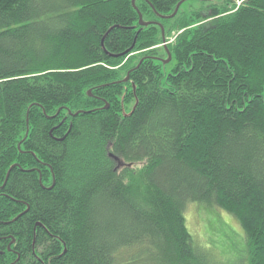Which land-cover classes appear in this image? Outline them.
<instances>
[{"label":"trees","instance_id":"obj_1","mask_svg":"<svg viewBox=\"0 0 264 264\" xmlns=\"http://www.w3.org/2000/svg\"><path fill=\"white\" fill-rule=\"evenodd\" d=\"M187 1L0 0V264H264V0Z\"/></svg>","mask_w":264,"mask_h":264},{"label":"rangeland","instance_id":"obj_2","mask_svg":"<svg viewBox=\"0 0 264 264\" xmlns=\"http://www.w3.org/2000/svg\"><path fill=\"white\" fill-rule=\"evenodd\" d=\"M222 1L215 0V3L220 4ZM206 3L188 0L182 8L190 11L194 7L205 6ZM173 37L168 38L166 42H171ZM160 58L162 61L167 59L164 56ZM165 66L170 69L172 64L169 61ZM128 111L129 108H126L125 112L128 113ZM184 216L193 243L207 249L217 264H243L245 262L247 251L244 233L230 214L215 206L206 207L197 203H189Z\"/></svg>","mask_w":264,"mask_h":264},{"label":"water","instance_id":"obj_3","mask_svg":"<svg viewBox=\"0 0 264 264\" xmlns=\"http://www.w3.org/2000/svg\"><path fill=\"white\" fill-rule=\"evenodd\" d=\"M134 2H135V0H132V4H133V5H134ZM181 4H182V1L179 2V3L177 4V6L175 7L174 12H173L170 16H168L169 18H170V17H173V16L176 14V12L178 11V9H179V7H180ZM139 23H140L141 25H147V24H149L148 22H143V21H142V17H141L140 14H139ZM162 41L165 42V37H164V33H163V28H162ZM163 47H164V49H165L166 52H167V59L163 61V63L165 64V63H167V62L170 61V59H171V55H170L168 49H167L165 46H163ZM128 52H129V50H128L126 53H128ZM127 79H128V76H126L125 80H127ZM88 94L90 95V91H88ZM105 108H107V105L105 106ZM109 156L112 157V158L116 161L117 166H124V165H125L123 162H121V161L118 159V157L114 156L113 154H109Z\"/></svg>","mask_w":264,"mask_h":264},{"label":"built area","instance_id":"obj_4","mask_svg":"<svg viewBox=\"0 0 264 264\" xmlns=\"http://www.w3.org/2000/svg\"><path fill=\"white\" fill-rule=\"evenodd\" d=\"M244 2L245 0H231V4L235 9L241 6Z\"/></svg>","mask_w":264,"mask_h":264},{"label":"bare ground","instance_id":"obj_5","mask_svg":"<svg viewBox=\"0 0 264 264\" xmlns=\"http://www.w3.org/2000/svg\"><path fill=\"white\" fill-rule=\"evenodd\" d=\"M131 3H132V0H131ZM133 5V4H132ZM134 7H135V2H134V5H133Z\"/></svg>","mask_w":264,"mask_h":264}]
</instances>
